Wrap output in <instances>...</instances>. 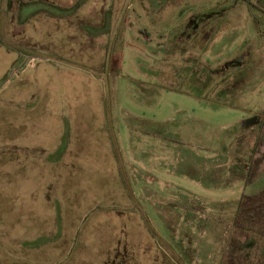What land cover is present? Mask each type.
Wrapping results in <instances>:
<instances>
[{
    "label": "rangeland",
    "instance_id": "374dc122",
    "mask_svg": "<svg viewBox=\"0 0 264 264\" xmlns=\"http://www.w3.org/2000/svg\"><path fill=\"white\" fill-rule=\"evenodd\" d=\"M35 1L0 0V264H264V0Z\"/></svg>",
    "mask_w": 264,
    "mask_h": 264
},
{
    "label": "trees",
    "instance_id": "16d2710c",
    "mask_svg": "<svg viewBox=\"0 0 264 264\" xmlns=\"http://www.w3.org/2000/svg\"><path fill=\"white\" fill-rule=\"evenodd\" d=\"M258 128L255 145L247 159L246 185H253L264 176V118L258 119ZM232 226L264 240V186L254 194L242 195Z\"/></svg>",
    "mask_w": 264,
    "mask_h": 264
},
{
    "label": "crops",
    "instance_id": "0c3cea01",
    "mask_svg": "<svg viewBox=\"0 0 264 264\" xmlns=\"http://www.w3.org/2000/svg\"><path fill=\"white\" fill-rule=\"evenodd\" d=\"M38 1H40V0H37V1H35L34 2V4H32V7H40V6H42V5H46V7H48V8H50L51 6H53L51 3H45V1L41 4V2H38ZM111 136V135H110ZM111 139H112V137H111ZM254 139L256 140V138L254 137ZM253 139V140H254ZM113 144V143H112ZM254 144H255V141H254ZM113 150V149H112ZM115 152V151H114ZM243 180H244V182H245V177L243 178ZM255 241V243H256V247H259L261 244H263L264 245V240H260V239H258V241H256V240H254ZM249 242V239H247L246 240V242H244L242 245H239V244H241V243H239L238 244V246H242V248L244 249V250H246V251H250V250H248L247 248H246V243H248ZM233 246V245H232ZM234 247V246H233ZM262 253H263V251H262ZM262 253H261V255H262Z\"/></svg>",
    "mask_w": 264,
    "mask_h": 264
}]
</instances>
